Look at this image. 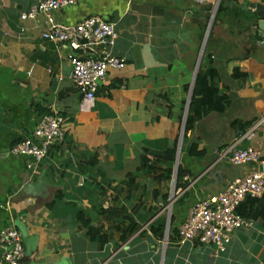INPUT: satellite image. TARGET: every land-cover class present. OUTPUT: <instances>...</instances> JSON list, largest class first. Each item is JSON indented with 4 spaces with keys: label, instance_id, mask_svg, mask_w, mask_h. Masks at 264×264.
<instances>
[{
    "label": "crops",
    "instance_id": "crops-1",
    "mask_svg": "<svg viewBox=\"0 0 264 264\" xmlns=\"http://www.w3.org/2000/svg\"><path fill=\"white\" fill-rule=\"evenodd\" d=\"M36 2L0 0V232L20 220L36 237L22 264H264L262 216L225 250L179 236L197 200L262 166L216 150L264 115V16L255 14L264 0H75L55 11L65 25L93 15L115 23L116 39L96 51L126 65L108 70L91 103L73 79V50L43 37L45 16L21 19ZM210 69L224 103L182 133L193 81ZM54 112L66 118L64 140L30 168L12 146ZM193 142L202 153H190ZM239 146L264 158V123ZM174 185L186 190L170 214ZM82 212L102 226V245Z\"/></svg>",
    "mask_w": 264,
    "mask_h": 264
},
{
    "label": "built area",
    "instance_id": "built-area-1",
    "mask_svg": "<svg viewBox=\"0 0 264 264\" xmlns=\"http://www.w3.org/2000/svg\"><path fill=\"white\" fill-rule=\"evenodd\" d=\"M74 2L75 0H38L28 10L23 11L20 17L25 20L43 14L47 22L43 37L69 45L74 52L71 56L73 79L84 99L91 103L96 98L99 81L107 75L110 68H124L126 59L110 54L100 56L96 51L99 44L113 42L116 39L118 34L114 22L96 15L72 25L62 24L55 19V11ZM210 29L211 22L207 31ZM80 49L85 54L78 53ZM65 123L66 118L58 112L44 115L33 130L32 136H27L14 144L12 152L31 157L28 167L34 169L37 163L50 154L55 143L64 140ZM263 123L264 115L233 143L216 150L234 164L261 163L262 166L228 182L223 191L197 200L179 227L181 240H197L215 245L218 250H225L236 230L251 225L252 221L244 217L238 211V207L249 195L261 197L264 194V158L261 157L260 151L252 147L239 146V143L244 138L251 139L255 129ZM183 131L184 124L182 133ZM179 155L178 152V164ZM187 178L185 176V179ZM185 190L186 188L176 189L174 185L166 207H172ZM0 246L2 248L0 264H22L25 247L21 231L16 226L7 227L0 232Z\"/></svg>",
    "mask_w": 264,
    "mask_h": 264
},
{
    "label": "trees",
    "instance_id": "trees-1",
    "mask_svg": "<svg viewBox=\"0 0 264 264\" xmlns=\"http://www.w3.org/2000/svg\"><path fill=\"white\" fill-rule=\"evenodd\" d=\"M220 10H221V5L218 9V13L220 12ZM210 39H211V34L208 37L207 44H209ZM215 73H216V70L210 69L208 71L205 70L202 72H198L196 76V80L193 86L190 107H189V111H188L187 118H186L185 134L187 131L193 128L196 121H198L199 119H201L207 114V111L209 108L217 107L218 104L223 102V100L220 99L221 96L218 97V89L212 85V80L215 78L214 77ZM237 73L239 76L241 75L243 76L246 74L241 69H239ZM219 107L220 106H218V108ZM190 153L194 155H198L199 153H202L198 150L197 142L192 143V146L190 148ZM183 174L184 172L181 166H178V173H177L178 182H179V179L183 176ZM260 201H264V194L261 197H254V196L249 195L239 205L238 211L244 217H247L250 219H257L259 216L264 217V207L259 209V207L257 206V203H259ZM79 219L82 223V226L86 229V232L90 236L91 239H94V240L98 239L101 245L105 242V240H107V239H102L100 235L102 226H93L90 218H88L85 213L82 212L79 216ZM129 220L133 223V225L135 224V222H133V219L131 217H129ZM105 237H106V234H105ZM125 237H126V234H125Z\"/></svg>",
    "mask_w": 264,
    "mask_h": 264
},
{
    "label": "water",
    "instance_id": "water-1",
    "mask_svg": "<svg viewBox=\"0 0 264 264\" xmlns=\"http://www.w3.org/2000/svg\"><path fill=\"white\" fill-rule=\"evenodd\" d=\"M256 15H260V16H264V7H260L258 10H256ZM261 24V27L264 28L263 24ZM210 30L209 32L207 31V34L205 36V42L208 39ZM264 35V31L260 32V39H263ZM100 82V81H99ZM193 86H194V81L192 84V87L190 89V95L188 98V103H187V107H186V113H185V119H184V129H185V124H186V118H187V114L189 111V107H190V102H191V97H192V92H193ZM215 171V170H213ZM15 226L21 231L22 237H23V244L25 247V255L26 256H31L33 254V252L36 250L37 247V239L34 236L29 235L26 226L20 221V220H16V224ZM32 264H36L35 262H32Z\"/></svg>",
    "mask_w": 264,
    "mask_h": 264
},
{
    "label": "rangeland",
    "instance_id": "rangeland-1",
    "mask_svg": "<svg viewBox=\"0 0 264 264\" xmlns=\"http://www.w3.org/2000/svg\"><path fill=\"white\" fill-rule=\"evenodd\" d=\"M184 130H185V129H184ZM179 156H180V155H179ZM177 160H178V157L176 156V162H175V163H176V165H179L178 162H177ZM170 196H171V195H170ZM168 202H169V199H168ZM167 204H168V203H167ZM172 207H173V205H172ZM172 207L169 206V213H170V214H171V210H172L171 208H172ZM167 208H168V207H167ZM166 232H167L168 234H170V233H171V227L168 226V228L166 229Z\"/></svg>",
    "mask_w": 264,
    "mask_h": 264
}]
</instances>
